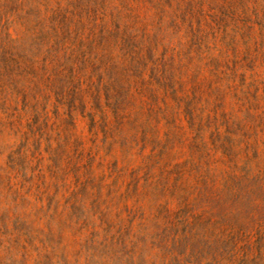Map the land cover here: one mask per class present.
I'll return each mask as SVG.
<instances>
[{"label":"rangeland","instance_id":"rangeland-1","mask_svg":"<svg viewBox=\"0 0 264 264\" xmlns=\"http://www.w3.org/2000/svg\"><path fill=\"white\" fill-rule=\"evenodd\" d=\"M0 264H264V0H0Z\"/></svg>","mask_w":264,"mask_h":264}]
</instances>
